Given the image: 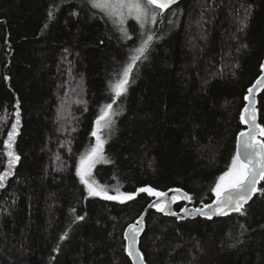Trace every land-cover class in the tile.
<instances>
[{
	"label": "trees",
	"instance_id": "1",
	"mask_svg": "<svg viewBox=\"0 0 264 264\" xmlns=\"http://www.w3.org/2000/svg\"><path fill=\"white\" fill-rule=\"evenodd\" d=\"M157 12L149 31L131 22L125 38L88 0H0V174L13 125L19 156L0 187V264H132L124 230L155 196H90L77 167L111 85L148 35L87 178L112 196L180 188L196 207L216 197L261 73L264 0H184ZM257 110L264 127V91ZM243 212L178 221L151 210L140 251L147 264H264V181Z\"/></svg>",
	"mask_w": 264,
	"mask_h": 264
},
{
	"label": "snow or ice",
	"instance_id": "2",
	"mask_svg": "<svg viewBox=\"0 0 264 264\" xmlns=\"http://www.w3.org/2000/svg\"><path fill=\"white\" fill-rule=\"evenodd\" d=\"M93 8L101 9L109 18H115L116 23L121 26L125 23V20L129 17L135 19L140 27L143 28L148 20L155 21L156 15L163 13L165 9H168L176 0H89ZM51 16V13H49ZM125 38H128V34L123 27L120 28ZM153 40L152 35H148L147 39L143 40L141 45L134 50V54L130 58L120 78L111 85V90L114 93L112 103L107 104L102 109L101 115L96 120V128L93 130L92 135L96 137V145L91 151L84 157H81L79 165L77 167V175L80 178L82 184L88 190L90 196H102L106 200H119L121 203L125 201H131L138 193H147L149 196H155L157 198L153 204L149 207H155L158 212L166 215H177L173 213L169 207V204L164 201V197L167 193L154 190L152 187H141L137 190V193H122L117 192L115 196L108 195L106 191L98 188L94 185V182H89L87 178L90 175L91 168L101 160H103V141L98 135L101 122L104 121V127H108L111 124L110 116L112 105L116 103V98L122 96L127 91L129 84V75L133 70V66L137 61L142 58H146V52L149 49L150 43ZM261 69L264 70V64L261 65ZM264 83V76L257 80L256 85L249 88V96L245 99L252 103L250 94L254 91L257 85ZM247 114V115H245ZM19 121L17 120V124ZM241 123L249 124L250 127L247 132H241L238 136L237 153L232 158L230 167L226 172L219 176L215 187L212 191L215 193L216 200L215 209L212 211H204V209H193L197 215L205 216L211 220L213 215L223 216L227 212L225 208H229L232 211L238 212L241 215L244 214L243 206L251 198L252 194L257 191L256 185L259 181H264V142L256 139V133L260 136H264V127L255 123L254 113L249 111L248 107H245L241 113ZM16 134V125H13L12 130L8 133V139L5 141V147L8 149L6 155L8 156V168L9 171L4 174H0V187H3L4 180L7 175H11V168L19 160V156L11 150L13 138ZM243 149V151H241ZM180 192L179 189L170 190ZM183 198L191 200V197L186 193H183L181 197L171 198L172 202L176 199ZM205 208L213 209V205H205ZM183 212L191 215L188 209H182ZM83 219V217H79ZM143 216L137 220L136 224L129 225L125 239L129 240L126 251L129 256L135 255L140 259V264H143V256L138 250L134 251L137 243V237L142 231L141 224ZM65 236H62L63 240Z\"/></svg>",
	"mask_w": 264,
	"mask_h": 264
},
{
	"label": "water",
	"instance_id": "3",
	"mask_svg": "<svg viewBox=\"0 0 264 264\" xmlns=\"http://www.w3.org/2000/svg\"><path fill=\"white\" fill-rule=\"evenodd\" d=\"M181 1H184V0H176V3H173L168 9H165L164 12L161 13V14H165L168 10H170L172 7H174L175 5H177V4H178L179 2H181ZM262 64H264V59H263V63H262ZM262 76H264V70L261 69V73H260V75L258 76V78L254 81V83H253L249 88H252L253 85H256L257 80H259ZM249 88H248V90H249ZM263 91H264V83H261V84L257 85V87L254 89V91L250 94V98H251V100H252V103L249 104V101L245 99L246 104H245V106H244V108H243V110H244L245 107H248V108H249V111L252 112V113H254V115H255V123L258 124V125H260V124H259V118H258L257 101H258V96H259ZM246 96H249V92H248V91H247ZM246 96H245V97H246ZM243 110H242V112H243ZM245 115H247V114H245ZM242 125H243L244 129H243L241 132H247L248 129H249V127H250V125H249V124H245V123H242ZM260 126H261V125H260ZM261 127H262V126H261ZM241 132H240V133H241ZM240 133H238L237 138H236V143H235L236 153H237V147H238V136H239ZM255 135H256V139H257V140H259V141H261V142H264L263 139H262V136H260L258 132H257ZM241 151H243V149H241ZM261 182H262V181H259V182L257 183V185H256L257 191H258V189H259V186H260ZM175 189H179L180 192L170 191V190H175ZM257 191H256V192H257ZM163 192L167 193V196L163 198L164 201L167 202V203L169 204V207H170L171 211H172L173 213H176L177 215H166V214H164V213H161V212H160V213L163 214L164 216L173 217V218L177 219L178 221L191 220V219H196V218L207 219L205 216L197 215V214H196L194 211H192V210H193V209H204V211L208 212V211H212V210H214L215 207H216L215 204L213 203V202L216 200V197H215L211 202L205 204V205H213V209H211V210L208 209V208H205V205L196 207V206H193V205L191 204V201H190V200H188V199H183V198H178V199H176V200L181 201V202L183 203V206H182L178 211H176V210L174 209V202L171 201V198H173V197H181V195H182L183 193H186L188 196H190V195H189L187 192H185L184 190L180 189V188H170V189H168V190H166V191H163ZM256 192H254V193L252 194L251 198L247 201V203L244 204L243 208L246 207L247 205H249V204L251 203V201L253 200V198H254ZM156 200H157V198L154 197V198H153V199L147 204V206H146L145 209L143 210L142 214L136 219V221H135L134 223L129 224V225H134V224H136L137 220H139L140 217L143 216V221H142V224H141L142 231L140 232L139 236L137 237V243H136L135 248H134V251H135V250H138V251L141 253L142 256H143V254H142V252L140 251L139 243H140V239H141L142 235L144 234L145 227H146V225H145V218H146V216H147V214H148L149 211H151V210H156L155 207H149V205L153 204V202L156 201ZM185 208L188 209L189 212H191V215H189L188 213L182 211V209H185ZM225 211L227 212L226 215H223V216L213 215V216H212V219H214V218H220V217H225V216L230 215V214H232V213H236L235 211H232V210L229 209V208H225ZM212 219H211V220H212ZM207 220H209V219H207ZM129 225H128V226L125 228V230H124V233H123V236H124V237H125V233H126L128 227H129ZM124 240H125V246H126V248H127V246H128V244L130 243V241H129V240H126L125 238H124ZM126 253H127V255H128V252H127V251H126ZM128 257L130 258L132 264H140V259H139L138 257H136L135 255H133V256H129V255H128ZM143 264H147V263L145 262V260H144V256H143Z\"/></svg>",
	"mask_w": 264,
	"mask_h": 264
},
{
	"label": "rangeland",
	"instance_id": "4",
	"mask_svg": "<svg viewBox=\"0 0 264 264\" xmlns=\"http://www.w3.org/2000/svg\"><path fill=\"white\" fill-rule=\"evenodd\" d=\"M89 1V0H88ZM98 9V8H97ZM98 10H100L101 12H103L101 9H98ZM104 13V12H103ZM105 14V13H104ZM106 15V14H105ZM107 16V15H106ZM108 17V16H107ZM109 18V17H108ZM109 19H111V20H113V21H115V18L113 17V18H109ZM156 19H157V15H156ZM155 19V20H156ZM131 22H133V23H135L136 25H138L139 27H140V24L135 20V19H133V18H131V17H129V18H127L126 20H125V23L121 26L119 23H117V24H119V26L120 27H123L124 29H125V31L127 32V34H128V36L130 35V30H129V23H131ZM154 23H155V21L153 22V21H151V20H148L146 23H145V25H144V27L143 28H141L140 27V29H142L143 31H144V33L145 32H147V31H149V29H150V27H152L153 25H154ZM103 125H104V121H102L101 122V128H100V131H99V133H98V135L100 136V138H101V140L103 141V137H102V134H101V131L103 130ZM96 128V127H95ZM95 139H96V137H95ZM104 143V142H103ZM96 145V142H95V144H94V146ZM93 146V147H94ZM95 166V165H94ZM92 169H93V167L91 168V171H92ZM90 174H91V172H90Z\"/></svg>",
	"mask_w": 264,
	"mask_h": 264
}]
</instances>
